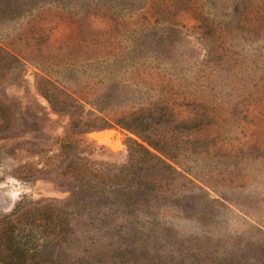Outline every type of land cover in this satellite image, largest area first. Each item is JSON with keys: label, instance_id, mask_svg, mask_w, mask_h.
I'll list each match as a JSON object with an SVG mask.
<instances>
[{"label": "rangeland", "instance_id": "rangeland-1", "mask_svg": "<svg viewBox=\"0 0 264 264\" xmlns=\"http://www.w3.org/2000/svg\"><path fill=\"white\" fill-rule=\"evenodd\" d=\"M4 2L0 264H99L120 245L128 264H264V0ZM42 76L80 106L51 105ZM95 116L109 125L72 123ZM141 120L179 169L176 201L154 203L162 237L101 227L78 171L126 162Z\"/></svg>", "mask_w": 264, "mask_h": 264}, {"label": "trees", "instance_id": "trees-1", "mask_svg": "<svg viewBox=\"0 0 264 264\" xmlns=\"http://www.w3.org/2000/svg\"><path fill=\"white\" fill-rule=\"evenodd\" d=\"M15 8V5L10 2H4L0 8V16L12 14ZM6 54L9 57L15 56L9 50H6ZM42 79L45 81L46 88H39L51 105L65 106L67 102H70V106H80L79 99L55 81L44 76ZM92 120L94 122L100 120V123H94L95 125L92 126L103 128L109 125L108 119L103 116H95L93 119L79 117L72 123L83 128ZM147 126L149 124L144 120L134 125H127V128L140 140L131 138L126 162L101 159L96 160L92 168L83 162L78 170L83 184L94 190L91 195L96 201L94 220L101 227L111 228V230L119 227V236L126 235L128 232L134 237L164 236L167 227L163 221V212L154 203L158 204L162 199L165 202L174 203L177 198L173 187L175 175L179 169L147 134L145 131ZM82 132L85 133L86 129ZM151 171L156 176L149 182L145 179V175ZM164 185L168 187L167 192L164 191ZM128 248L129 245H120L117 250L112 249L109 252L110 255L101 258L99 264H107L106 261H111V264H128L122 259V255L126 254Z\"/></svg>", "mask_w": 264, "mask_h": 264}, {"label": "water", "instance_id": "water-1", "mask_svg": "<svg viewBox=\"0 0 264 264\" xmlns=\"http://www.w3.org/2000/svg\"><path fill=\"white\" fill-rule=\"evenodd\" d=\"M9 200L7 196L0 190V209L8 206Z\"/></svg>", "mask_w": 264, "mask_h": 264}]
</instances>
